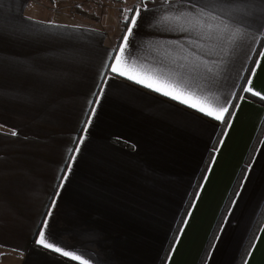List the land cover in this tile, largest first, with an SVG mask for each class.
Instances as JSON below:
<instances>
[{
  "label": "crops",
  "instance_id": "crops-1",
  "mask_svg": "<svg viewBox=\"0 0 264 264\" xmlns=\"http://www.w3.org/2000/svg\"><path fill=\"white\" fill-rule=\"evenodd\" d=\"M131 4L141 15L124 70L231 105L261 40L264 51V0L224 5L242 24L240 40L202 47L163 19L186 0ZM87 9L93 19L0 0V264H79L35 243L45 219L46 238L88 264H158L217 137L220 122L113 73L106 65L115 63L120 32L97 7ZM257 60L249 78L264 95V58ZM247 96L165 264L200 261L264 120V106ZM82 136L80 152H70ZM263 203L264 131L204 264H235ZM244 264H264V220Z\"/></svg>",
  "mask_w": 264,
  "mask_h": 264
},
{
  "label": "snow or ice",
  "instance_id": "snow-or-ice-1",
  "mask_svg": "<svg viewBox=\"0 0 264 264\" xmlns=\"http://www.w3.org/2000/svg\"><path fill=\"white\" fill-rule=\"evenodd\" d=\"M231 0H215L210 7V0H186L188 5L187 8L181 7L179 11L176 12L174 17L165 15L163 17L165 22L175 21L180 25L183 33L191 37V42L195 44L197 41L200 42L201 47L205 42H215L222 46L236 45L240 40V33L242 24L237 20L232 12V10L224 5L230 3ZM199 9V11H197ZM141 15V9L137 8L135 13L131 16L129 20L125 17V22L128 24V27L125 30V34L122 37V42L118 49V54L113 57L115 63L113 65H106L111 68L113 73H116L119 77H126L130 81H134L138 85H142L145 88L151 89L165 97H169L173 101H178L180 104L186 105L191 109H194L204 116L210 117L215 121L221 123V127L225 131L220 133L222 137L220 140L216 141V144L223 145V137L227 135V129L231 128L232 119L235 116L236 110L239 108V103L230 105L228 102L225 103V106L215 107L211 103H207V97H199L194 92L188 91L181 88L175 82L163 81L153 76H145L141 78L139 75H131L128 71H125V68H129L131 71V66L129 65V60L132 59L131 53L129 51L131 47V38L134 36V29L138 26V19ZM191 55L196 56L198 59L199 49L193 50L190 52ZM261 58H264V51L259 53ZM187 59V57H185ZM206 61L201 60L200 64H193V70L197 71L201 68L202 64H205ZM256 66L259 65V60L256 62ZM183 66V65H182ZM205 71L208 73L212 72L211 68H205ZM255 75V71L251 73V76ZM115 78V77H113ZM104 83L107 84V80H104ZM252 79L249 78L246 81V87L242 89L243 92L250 93L252 96H258L261 100H264V95H261L259 92H256L251 87ZM104 88L101 87L100 93L96 100V104L99 103V98L103 95ZM245 97L241 95L238 99L243 100ZM230 107L232 111L230 112ZM96 109L92 108L91 113L86 121H84L85 127L83 129L84 133H87L88 127L92 123V117L95 116ZM227 117V118H226ZM12 135H17L15 131L12 132ZM85 137H81L75 149H69L70 152L78 154L80 152V145L83 144ZM218 151V148L216 149ZM76 155L73 154L70 157V161H75ZM215 157H213V160ZM211 163V162H210ZM72 170V163L68 164V173ZM207 171V170H206ZM247 177H245L246 179ZM67 179V173L61 177V184L59 188L63 187V181ZM207 179V177H205ZM59 195V192H57ZM239 195V193H237ZM55 203V201H53ZM194 205H190V208ZM191 211L186 213V218L181 221L182 225H187V217L191 216ZM48 216H51V212L48 213ZM49 227L48 219L43 221V228L38 232V239L35 243L39 246H42L43 249L50 250L53 253H57L63 257H69L73 261H79V264H88L81 256L74 254L71 251L63 250L60 246H57L54 242H50V238H46V229ZM183 229L180 231L182 232ZM222 231V230H221ZM218 241L219 236L215 237ZM215 245H213V248ZM171 251V249H170Z\"/></svg>",
  "mask_w": 264,
  "mask_h": 264
},
{
  "label": "trees",
  "instance_id": "trees-1",
  "mask_svg": "<svg viewBox=\"0 0 264 264\" xmlns=\"http://www.w3.org/2000/svg\"><path fill=\"white\" fill-rule=\"evenodd\" d=\"M133 10H135V9H131L128 17H130V15L133 12ZM127 27H128V24L126 22L121 23V32H120L119 41L124 36L125 30H126ZM262 45H263V40H261L259 42V44H258V46H257V48H256V50L254 52V55H253V57H252V59L250 61V64H249V66H248V68H247V70H246V72H245V74H244V76H243V78L241 80V83L239 85L237 94L235 95V98H234V100H233V102L231 104L233 106L235 104H237L238 98L241 95L247 96L242 91V89L245 87L246 81L249 78V76L251 74V71L253 70V67L255 65V62L257 61V59L259 57V53L261 52ZM247 97H249V96H247ZM249 98L252 99V97H249ZM252 100L264 106V101L256 100V99H252ZM231 111H232V108L230 107V112ZM224 130L225 129H223L221 127V124H220V128H219L217 137H216V139H215V141L213 143V146L211 148V152H209V154H208V156L206 158V161H205V163L203 165V168H202V170H201V172H200V174H199V176H198V178L196 180V183L194 185V188H193V190H192V192H191V194H190V196H189V198L187 200V203H186V205L184 207V210L182 211V213H181V215L179 217L178 223H177V225L174 228V231H173V233H172V235L170 237V240H169V242H168V244H167V246H166V248H165V250L163 252V255H162V257H161V259H160V261H159L158 264H165L166 261H167V258H168L169 254L171 252L170 249L172 250L173 245H174V243L176 241V238L178 236V233H179V231L181 229V226H182L181 221H183L185 219L186 213L190 209V205L193 202V199L195 197V194H196V192H197V190H198V188H199V186H200V184H201V182L203 180V177H204V175L206 173V170H207V168L209 166V163L211 161V158H212V155H213L212 152L218 146L216 144V141H218V140H220L222 138L220 136V133L223 132ZM263 131H264V120H263V122L261 124V127H260V129L258 131V134H257V136H256V138H255V140H254V142H253V144H252L249 152H248V155L246 157V160L244 162V165L242 166L240 172L237 175V178H236V180L234 182L233 188H232V190H231V192H230V194H229V196L227 198V201H226V203H225V205H224V207H223V209H222V211H221V213L219 215V218H218V220L216 222V225H215V227H214V229H213V231H212V233H211V235L209 237V240L207 242V245H206V247H205V249L203 251V254H202V256H201L200 261H199L198 264H204L205 260L207 259L208 255H209V252H210V250L212 248V245L214 243L215 237L217 236V233H218V231H219V229L221 227V224H222V222H223V220H224V218H225V216L227 214V211H228L229 206H230V204H231V202H232V200H233V198L235 196V193H236V191H237V189H238L241 181L243 180V177H244V175L246 173V170H247V168L249 166V163L251 161V158H252L253 154L255 153V150H256V148H257V146L259 144V141L261 139V136L263 134ZM263 220H264V203H263V205H262V207L260 209V212H259V214H258V216H257V218H256V220H255V222L253 224V227H252V229H251V231H250V233H249V235H248V237H247V239H246V241H245V243H244V245H243V247H242V249H241V251L239 253V256H238L235 264H244L245 263V260H246L248 254H249V252H250V250L252 248V245H253V243H254V241L256 239V236L258 234L260 225L263 222Z\"/></svg>",
  "mask_w": 264,
  "mask_h": 264
},
{
  "label": "rangeland",
  "instance_id": "rangeland-1",
  "mask_svg": "<svg viewBox=\"0 0 264 264\" xmlns=\"http://www.w3.org/2000/svg\"><path fill=\"white\" fill-rule=\"evenodd\" d=\"M42 9L54 11L61 9L73 15H81L86 19L94 16V12L87 9L90 6L98 8L100 13L107 14L115 24L116 32H121V23L125 22L132 7L133 0H31ZM93 19V18H90ZM118 33V32H117Z\"/></svg>",
  "mask_w": 264,
  "mask_h": 264
},
{
  "label": "built area",
  "instance_id": "built-area-1",
  "mask_svg": "<svg viewBox=\"0 0 264 264\" xmlns=\"http://www.w3.org/2000/svg\"><path fill=\"white\" fill-rule=\"evenodd\" d=\"M90 18H93V16H89Z\"/></svg>",
  "mask_w": 264,
  "mask_h": 264
}]
</instances>
